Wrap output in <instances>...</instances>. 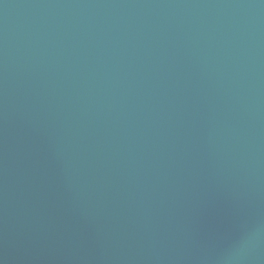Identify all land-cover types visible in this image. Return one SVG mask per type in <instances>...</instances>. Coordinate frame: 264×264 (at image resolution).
Returning a JSON list of instances; mask_svg holds the SVG:
<instances>
[{"label":"water","instance_id":"95a60500","mask_svg":"<svg viewBox=\"0 0 264 264\" xmlns=\"http://www.w3.org/2000/svg\"><path fill=\"white\" fill-rule=\"evenodd\" d=\"M261 229L264 0H0V264H230Z\"/></svg>","mask_w":264,"mask_h":264},{"label":"clouds","instance_id":"9594fccd","mask_svg":"<svg viewBox=\"0 0 264 264\" xmlns=\"http://www.w3.org/2000/svg\"><path fill=\"white\" fill-rule=\"evenodd\" d=\"M260 240H264V229H261L254 233L250 238H248L237 250V252L229 258L230 264L242 258L243 254L251 247H254L256 243Z\"/></svg>","mask_w":264,"mask_h":264}]
</instances>
